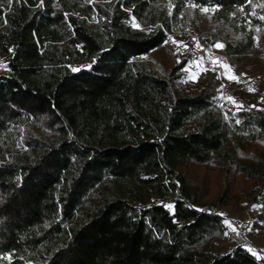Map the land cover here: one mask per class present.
I'll use <instances>...</instances> for the list:
<instances>
[{
    "label": "trees",
    "instance_id": "trees-1",
    "mask_svg": "<svg viewBox=\"0 0 264 264\" xmlns=\"http://www.w3.org/2000/svg\"><path fill=\"white\" fill-rule=\"evenodd\" d=\"M191 15L230 58L264 31V0H0V264H264L207 249L221 197L179 169L236 173L264 205V107L224 113L212 79L182 92L139 60Z\"/></svg>",
    "mask_w": 264,
    "mask_h": 264
},
{
    "label": "rangeland",
    "instance_id": "rangeland-1",
    "mask_svg": "<svg viewBox=\"0 0 264 264\" xmlns=\"http://www.w3.org/2000/svg\"><path fill=\"white\" fill-rule=\"evenodd\" d=\"M169 34L168 41L161 49L154 50L139 59L154 75L166 77L173 68L175 86L182 92L198 91L212 79L218 97L223 82L230 81L234 91L231 93L232 108L239 110L245 106L264 107V31L259 30L255 48L244 58H230L222 51L220 42L230 36L223 27L212 24L207 19L191 20ZM191 21V22H190ZM230 38V37H229ZM211 54L221 59L220 68L206 71L200 59ZM184 63V66H181ZM180 67V68H178ZM255 79L258 84L243 92L240 86ZM262 142H248L239 151L238 158L247 159L259 153ZM181 173L189 181L192 191L205 203H213L220 197L218 214L223 218L225 231L208 240V250L224 253L236 244L230 239V230L238 231L246 240V249L264 258V205L252 202L249 195L250 183L242 176L218 169L215 165L201 166L193 162L184 163ZM202 246H199L201 249Z\"/></svg>",
    "mask_w": 264,
    "mask_h": 264
},
{
    "label": "built area",
    "instance_id": "built-area-1",
    "mask_svg": "<svg viewBox=\"0 0 264 264\" xmlns=\"http://www.w3.org/2000/svg\"><path fill=\"white\" fill-rule=\"evenodd\" d=\"M199 63L204 70L213 71V70L220 68L221 59L217 56L214 57L211 54H205L201 57ZM257 84H258V81L255 79H252L242 84L240 86V90H242L243 92H246L247 90L253 88ZM233 91H234V88L230 81L223 82L222 85L220 86L219 94L217 97V104L220 110H222L224 113L227 110H230L232 108L233 103L231 101L230 96ZM228 235L230 239L236 245L246 248L247 242L238 231L230 230V232H228Z\"/></svg>",
    "mask_w": 264,
    "mask_h": 264
},
{
    "label": "snow or ice",
    "instance_id": "snow-or-ice-1",
    "mask_svg": "<svg viewBox=\"0 0 264 264\" xmlns=\"http://www.w3.org/2000/svg\"><path fill=\"white\" fill-rule=\"evenodd\" d=\"M205 11H207V10L205 9ZM216 46H217V47H222V45H219V44H218V45H216Z\"/></svg>",
    "mask_w": 264,
    "mask_h": 264
}]
</instances>
